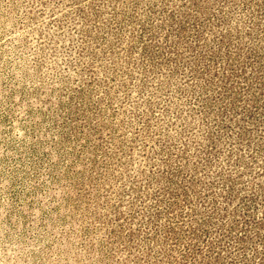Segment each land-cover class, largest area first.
<instances>
[{"label": "rangeland", "instance_id": "rangeland-1", "mask_svg": "<svg viewBox=\"0 0 264 264\" xmlns=\"http://www.w3.org/2000/svg\"><path fill=\"white\" fill-rule=\"evenodd\" d=\"M0 264H264V0H0Z\"/></svg>", "mask_w": 264, "mask_h": 264}]
</instances>
